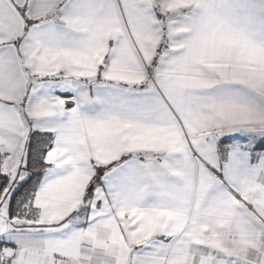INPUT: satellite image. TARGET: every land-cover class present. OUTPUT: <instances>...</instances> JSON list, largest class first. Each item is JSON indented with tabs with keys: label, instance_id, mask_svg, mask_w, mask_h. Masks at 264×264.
I'll return each instance as SVG.
<instances>
[{
	"label": "crops",
	"instance_id": "0c3cea01",
	"mask_svg": "<svg viewBox=\"0 0 264 264\" xmlns=\"http://www.w3.org/2000/svg\"><path fill=\"white\" fill-rule=\"evenodd\" d=\"M32 129L0 264H264V0H0V196Z\"/></svg>",
	"mask_w": 264,
	"mask_h": 264
},
{
	"label": "trees",
	"instance_id": "16d2710c",
	"mask_svg": "<svg viewBox=\"0 0 264 264\" xmlns=\"http://www.w3.org/2000/svg\"><path fill=\"white\" fill-rule=\"evenodd\" d=\"M22 13L25 11L22 9ZM33 21V20H32ZM29 21L28 25L32 23ZM20 39H17L16 42L19 43ZM26 121L30 123L32 120L26 115ZM53 144V135L51 133L40 132L32 129L25 142V169L28 172V177L21 183L18 189L15 191V194L12 197L10 204V214L12 216L16 215L22 204L28 200H31L41 179L48 167V163L45 160V155L47 151L51 148ZM253 151H264V141L255 143L253 146ZM8 183L7 177L0 176V194L5 189L6 184ZM16 202H21L19 206H16ZM31 207V201H30Z\"/></svg>",
	"mask_w": 264,
	"mask_h": 264
},
{
	"label": "rangeland",
	"instance_id": "374dc122",
	"mask_svg": "<svg viewBox=\"0 0 264 264\" xmlns=\"http://www.w3.org/2000/svg\"><path fill=\"white\" fill-rule=\"evenodd\" d=\"M235 139L238 140V134L235 135ZM225 146H226L225 143L221 142V148H225ZM27 174H28V172H26V170H24V169L23 170H16L13 172V177L11 179L10 186L7 188L6 192L0 196V217H1V219H4V216L8 215V213H9V211H8L9 207L8 206L10 205L9 203H10V200L12 197V193L17 188L18 184L22 180H24L25 177H27ZM20 204H22V203L16 202V206H19ZM7 218L9 219V216H7ZM12 219H14V221L17 220L16 217L15 218L13 217Z\"/></svg>",
	"mask_w": 264,
	"mask_h": 264
}]
</instances>
